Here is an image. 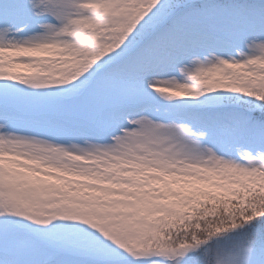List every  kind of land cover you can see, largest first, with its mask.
Instances as JSON below:
<instances>
[{
	"label": "snow or ice",
	"instance_id": "obj_1",
	"mask_svg": "<svg viewBox=\"0 0 264 264\" xmlns=\"http://www.w3.org/2000/svg\"><path fill=\"white\" fill-rule=\"evenodd\" d=\"M0 264H264V0H0Z\"/></svg>",
	"mask_w": 264,
	"mask_h": 264
}]
</instances>
